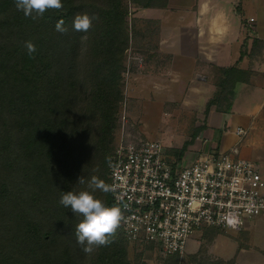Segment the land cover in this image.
Masks as SVG:
<instances>
[{"label": "trees", "instance_id": "1", "mask_svg": "<svg viewBox=\"0 0 264 264\" xmlns=\"http://www.w3.org/2000/svg\"><path fill=\"white\" fill-rule=\"evenodd\" d=\"M85 12L98 19L76 31L74 18ZM128 14L125 0H63L33 20L15 0H0V264H131L121 227L111 244L85 253L76 237L83 217L60 203L93 178L109 187L106 153L124 98ZM59 21L66 31L56 30ZM221 85L233 93L232 84ZM96 195L113 204L110 191Z\"/></svg>", "mask_w": 264, "mask_h": 264}, {"label": "crops", "instance_id": "2", "mask_svg": "<svg viewBox=\"0 0 264 264\" xmlns=\"http://www.w3.org/2000/svg\"><path fill=\"white\" fill-rule=\"evenodd\" d=\"M136 8L138 16L157 24L159 39L150 49L145 73L132 75V92L182 103L196 113L195 133L203 135L179 157L190 162L201 148L238 146L242 156L258 162L264 175V0H166L165 5ZM223 83L233 85L232 94ZM189 118L178 122L187 125ZM239 126L247 130L243 136L236 132ZM154 138L167 144L165 135ZM213 228L209 246L214 260L264 264V212L241 230ZM200 246L196 237L189 245Z\"/></svg>", "mask_w": 264, "mask_h": 264}, {"label": "built area", "instance_id": "3", "mask_svg": "<svg viewBox=\"0 0 264 264\" xmlns=\"http://www.w3.org/2000/svg\"><path fill=\"white\" fill-rule=\"evenodd\" d=\"M236 132L243 136L247 130L239 126ZM128 134L124 121L108 178L113 204L124 209L120 227L130 243L182 253L194 231L241 230L264 212V175L238 146L209 149L185 162L158 138Z\"/></svg>", "mask_w": 264, "mask_h": 264}, {"label": "rangeland", "instance_id": "4", "mask_svg": "<svg viewBox=\"0 0 264 264\" xmlns=\"http://www.w3.org/2000/svg\"><path fill=\"white\" fill-rule=\"evenodd\" d=\"M125 4L129 8L127 20L130 36L129 45L124 54L125 70L122 74L124 98L120 102L116 113V124L112 138L109 141L106 158L109 159L118 142L124 121L129 133L128 136L142 135L162 139L165 135V138L168 137L165 143L170 149L169 152L179 156V151L185 140L193 141L198 135L203 136L195 133L196 113L183 108L180 102L163 103L155 99L150 100L151 98L145 91L140 92V94L132 92V75L135 71L145 73V65L150 58V49L153 43H156L159 39V28L157 24L147 22L144 17L136 14L138 11L136 6L138 5L132 0H125ZM140 56L142 57L141 61H139ZM128 60H130V67L126 68ZM132 60L136 62L134 63ZM141 86L145 88V78L141 81ZM187 115L191 118H189L187 125L181 126L179 122L182 124L183 118ZM123 116L126 118H123ZM147 132L153 133L152 136H149ZM189 147L186 148L184 154ZM207 150L209 149L201 148L198 151L203 154ZM214 234L215 228L213 227L194 231L189 242L192 244L195 237L200 239L201 246L199 249L198 247L196 249L195 247H189L190 243H188L189 245L182 253L173 255L164 254L155 245L149 246L148 244L129 242L128 259L131 264H230L229 262L214 260L215 258H213L209 246Z\"/></svg>", "mask_w": 264, "mask_h": 264}, {"label": "clouds", "instance_id": "5", "mask_svg": "<svg viewBox=\"0 0 264 264\" xmlns=\"http://www.w3.org/2000/svg\"><path fill=\"white\" fill-rule=\"evenodd\" d=\"M15 3L16 8L22 11L25 17H31L33 20L43 17L49 10L63 7V0H15ZM94 19L98 17L87 12L77 14L73 28L76 31L86 32ZM56 30L66 31L63 21L56 24ZM25 47L30 55L35 52V45L31 41L25 42ZM78 183H85L83 176L79 177ZM97 189L105 193L112 191L107 185L93 178L88 184V189L79 192L67 191L60 199V203L65 208H70L74 214L83 217L76 225V237L87 254H91L96 247L111 244L124 219V209L121 205L117 203L109 206L96 195Z\"/></svg>", "mask_w": 264, "mask_h": 264}]
</instances>
